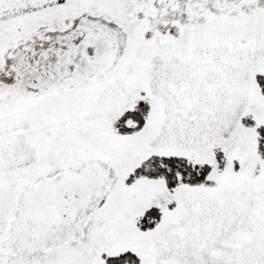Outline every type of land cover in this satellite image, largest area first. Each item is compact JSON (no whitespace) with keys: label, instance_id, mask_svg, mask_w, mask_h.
Listing matches in <instances>:
<instances>
[{"label":"snow or ice","instance_id":"6c2138e0","mask_svg":"<svg viewBox=\"0 0 264 264\" xmlns=\"http://www.w3.org/2000/svg\"><path fill=\"white\" fill-rule=\"evenodd\" d=\"M0 264H264V0H0Z\"/></svg>","mask_w":264,"mask_h":264}]
</instances>
